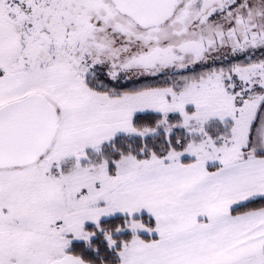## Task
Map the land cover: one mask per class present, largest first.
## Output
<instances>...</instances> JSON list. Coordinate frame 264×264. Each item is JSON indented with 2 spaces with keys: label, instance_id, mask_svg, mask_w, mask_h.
I'll return each instance as SVG.
<instances>
[{
  "label": "snow or ice",
  "instance_id": "snow-or-ice-1",
  "mask_svg": "<svg viewBox=\"0 0 264 264\" xmlns=\"http://www.w3.org/2000/svg\"><path fill=\"white\" fill-rule=\"evenodd\" d=\"M0 264H264V0H0Z\"/></svg>",
  "mask_w": 264,
  "mask_h": 264
}]
</instances>
